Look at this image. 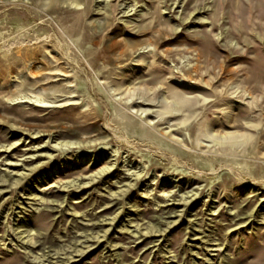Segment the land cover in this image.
I'll use <instances>...</instances> for the list:
<instances>
[{
  "label": "rangeland",
  "instance_id": "1",
  "mask_svg": "<svg viewBox=\"0 0 264 264\" xmlns=\"http://www.w3.org/2000/svg\"><path fill=\"white\" fill-rule=\"evenodd\" d=\"M0 264H264V0H0Z\"/></svg>",
  "mask_w": 264,
  "mask_h": 264
},
{
  "label": "bare ground",
  "instance_id": "2",
  "mask_svg": "<svg viewBox=\"0 0 264 264\" xmlns=\"http://www.w3.org/2000/svg\"><path fill=\"white\" fill-rule=\"evenodd\" d=\"M182 103H183V102H182ZM41 106H43V105H41ZM31 158H32V157H31ZM13 166H17V164H13ZM98 172H99V171H98ZM1 181L4 182L5 180H2V179H1ZM25 237H26V236H25ZM96 237H97V236H96ZM95 240H96V239H95ZM97 241H98V239H97ZM27 242H28V241H27ZM82 254H83V252H82ZM78 255H79V254H78ZM80 255H81V254H80ZM69 259H70V258H68V260H69ZM39 262H40V261H39ZM46 262H47V261H46Z\"/></svg>",
  "mask_w": 264,
  "mask_h": 264
}]
</instances>
